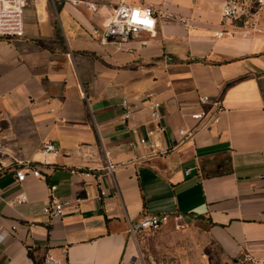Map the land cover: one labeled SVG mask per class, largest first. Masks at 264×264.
Instances as JSON below:
<instances>
[{"label": "crops", "instance_id": "crops-1", "mask_svg": "<svg viewBox=\"0 0 264 264\" xmlns=\"http://www.w3.org/2000/svg\"><path fill=\"white\" fill-rule=\"evenodd\" d=\"M222 2L140 1L157 27L118 46L92 35L103 13L28 2L24 36L0 38V264H129V224L175 212L223 258H264V9L244 24ZM201 95L222 99L218 123L189 117ZM182 127L198 130L181 142ZM20 168L42 177L18 182Z\"/></svg>", "mask_w": 264, "mask_h": 264}, {"label": "built area", "instance_id": "built-area-1", "mask_svg": "<svg viewBox=\"0 0 264 264\" xmlns=\"http://www.w3.org/2000/svg\"><path fill=\"white\" fill-rule=\"evenodd\" d=\"M31 0H0V38L17 39L24 36V9ZM52 3L55 0H49ZM62 3L71 4L74 7H81L92 14H105V19L100 27L92 29V35L100 43H112L117 46L128 42L130 39L138 37L144 32H153L157 27L156 11L150 5L135 4L128 0H60ZM247 0H223L220 10L222 19H237L241 15L247 13ZM257 8L264 9V0H255ZM222 33H216V36H221ZM133 49H129L132 52ZM82 93L84 88L80 84ZM202 104H206L208 108H202L197 112L190 114V118L197 122L198 127L208 124H216L219 121V115L224 110L222 99L216 97L212 99L209 95H201L199 97ZM148 101V112L151 122L158 121L161 117L159 112L160 102L151 97ZM120 108L122 110V118L129 120L132 110L127 99L121 100ZM198 127L191 130L187 127H182L178 130V134L182 137L181 142L190 139L198 130ZM161 129V128H160ZM159 129V130H160ZM1 131V130H0ZM153 131H151L152 133ZM1 140V134H0ZM140 144L147 143L143 138L139 140ZM131 148L136 147V143L130 142ZM1 148V146H0ZM43 152L57 153L54 144L47 143L42 147ZM115 165L107 162L103 170L111 173ZM28 173L33 177L41 178L42 175L37 168H27ZM25 168L17 169L15 177L18 182L25 179L27 172ZM189 170L186 171V173ZM72 170V173H75ZM85 176L91 175L90 172H83ZM52 189V188H51ZM17 204H22L25 201L24 195L20 194L15 199ZM43 211L50 218H57L62 214V204L57 201L48 202L43 206ZM172 222L176 227L184 226L183 214L175 212L173 215L167 213L145 214L135 223H130L128 233L130 236H135L142 231H154L160 227ZM241 262L243 264H264V258H255L246 253L241 254ZM42 264H58L53 260L49 252L46 253Z\"/></svg>", "mask_w": 264, "mask_h": 264}, {"label": "rangeland", "instance_id": "rangeland-1", "mask_svg": "<svg viewBox=\"0 0 264 264\" xmlns=\"http://www.w3.org/2000/svg\"><path fill=\"white\" fill-rule=\"evenodd\" d=\"M139 4L143 0H128ZM246 12L237 18L240 23L248 24L260 11L255 0H247ZM134 245V264H243L225 259L207 246L200 231L193 228L176 227L172 222L154 231H142L130 236ZM241 259V258H240Z\"/></svg>", "mask_w": 264, "mask_h": 264}, {"label": "water", "instance_id": "water-1", "mask_svg": "<svg viewBox=\"0 0 264 264\" xmlns=\"http://www.w3.org/2000/svg\"><path fill=\"white\" fill-rule=\"evenodd\" d=\"M135 261V259H133L129 264H132Z\"/></svg>", "mask_w": 264, "mask_h": 264}]
</instances>
